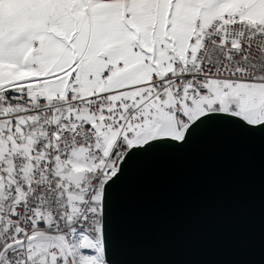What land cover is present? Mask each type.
I'll use <instances>...</instances> for the list:
<instances>
[{"label": "snow or ice", "instance_id": "snow-or-ice-1", "mask_svg": "<svg viewBox=\"0 0 264 264\" xmlns=\"http://www.w3.org/2000/svg\"><path fill=\"white\" fill-rule=\"evenodd\" d=\"M227 124L264 134V0H0V264H116V186Z\"/></svg>", "mask_w": 264, "mask_h": 264}, {"label": "water", "instance_id": "water-1", "mask_svg": "<svg viewBox=\"0 0 264 264\" xmlns=\"http://www.w3.org/2000/svg\"><path fill=\"white\" fill-rule=\"evenodd\" d=\"M116 264H264V134L219 123L116 186Z\"/></svg>", "mask_w": 264, "mask_h": 264}]
</instances>
